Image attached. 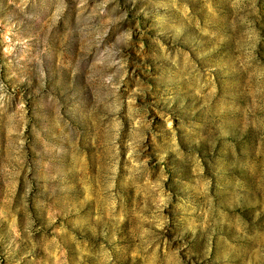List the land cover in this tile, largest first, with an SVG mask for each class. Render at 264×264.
<instances>
[{
    "label": "rangeland",
    "instance_id": "rangeland-1",
    "mask_svg": "<svg viewBox=\"0 0 264 264\" xmlns=\"http://www.w3.org/2000/svg\"><path fill=\"white\" fill-rule=\"evenodd\" d=\"M0 264H264V0H0Z\"/></svg>",
    "mask_w": 264,
    "mask_h": 264
}]
</instances>
